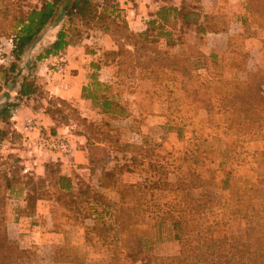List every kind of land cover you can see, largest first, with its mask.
<instances>
[{
  "label": "rangeland",
  "instance_id": "obj_1",
  "mask_svg": "<svg viewBox=\"0 0 264 264\" xmlns=\"http://www.w3.org/2000/svg\"><path fill=\"white\" fill-rule=\"evenodd\" d=\"M20 1L24 9H36L44 0ZM157 1L166 3L165 8L180 5L179 0ZM111 3L110 7H117L113 14L116 21L127 23L124 10L120 8L121 1L110 0ZM223 4L222 14L212 16L214 19L211 17L206 23L201 20L206 8L201 1L197 7L185 0L184 10L194 15L190 16L189 23L195 21L201 26L209 23L218 29L232 14L231 8L227 7L229 1L226 3L223 0ZM95 5L97 11H101V2ZM109 11L112 12L111 8ZM153 17L154 14L147 24ZM241 17L244 33L234 36L226 50L218 42L216 46H219L210 54L206 49L208 42L195 39L191 34L194 28H188L186 24L177 23L172 28L173 39L180 44L166 46L161 39L155 38L158 32L155 27L150 26L154 31L146 35L145 31L132 32L129 29L141 38L126 37L119 41L121 35L115 28L110 29V35L84 28L77 21L68 28L67 20L59 17L40 34L13 70L12 40L5 35L10 30L0 26V33H5L0 34V108L6 102L21 100L16 94L23 79L35 85L37 65L40 63L37 58L44 54L63 28L68 29L69 46L76 50L74 66L66 69L68 62L61 55L68 46L61 54L45 59H51L50 70L46 74L58 77L81 74V98L87 105L86 109L79 110L71 103L51 96L42 86L36 94L40 97L36 105L41 108L46 104L47 111L48 103L59 126H64L61 125L62 120L67 123L64 127L74 136L86 137L92 146L95 162L108 169L112 167L111 178L122 174L146 179L145 189L129 184L119 186V200L113 205L117 216L129 227L123 236L125 249L114 251L113 236L99 226L98 232L94 229L90 235L92 247L89 259L97 260L96 257L103 252L99 244L107 246L114 256L124 259V264H145V260L147 264H161L160 259L177 256L180 245L173 230V222L180 217L177 213L184 217L180 218L184 229H192L188 220L196 222L200 213V217H207L199 224L211 226L217 236H241L253 240L254 224L233 215L235 208L231 195L233 190L243 186L244 181L250 184L262 181L263 171L257 160L258 155L264 153V134L252 138L236 135L229 129L227 115L218 112L215 104L209 111L203 104L209 97H214L213 90L223 87L222 83L228 84L224 88L229 91L237 83L245 81L247 74L264 70V30L253 19L249 21L246 13ZM234 31L237 32V29ZM144 36L147 37L144 39ZM194 64L199 67L191 71ZM28 122L33 123L35 128L34 120H28L22 135L12 130L10 124L2 125L1 195L8 193L4 190L6 183L3 177L12 179V191L15 193L22 185L31 186L39 195L44 192L43 181L25 174L18 154L11 152L13 146H19L25 148L26 153L34 148L33 157L45 155L44 149L33 144L39 138L45 139V133L38 129L25 131ZM34 136L36 138L30 139ZM225 153L230 155V159H239L226 161ZM229 172V185L223 190L222 183ZM157 183L165 184L170 191L152 192ZM199 184V188H191ZM208 184L212 186L208 187ZM88 195L102 202L90 192ZM58 198L70 212L66 217L74 221L77 217L73 197L66 194ZM7 204L8 201L4 218L9 242L19 250L29 252L33 264H55L52 252L45 249V245L19 237L17 228L11 225L17 218L16 214L13 210L9 212ZM167 215L172 217V221L166 218ZM21 229L27 231L28 227L26 225ZM21 235L27 237L29 232ZM81 248L68 245L58 249L72 250L74 255L81 253ZM54 251L57 252V249ZM152 258L157 260L151 261Z\"/></svg>",
  "mask_w": 264,
  "mask_h": 264
},
{
  "label": "trees",
  "instance_id": "obj_2",
  "mask_svg": "<svg viewBox=\"0 0 264 264\" xmlns=\"http://www.w3.org/2000/svg\"><path fill=\"white\" fill-rule=\"evenodd\" d=\"M98 1L101 2V11L99 12L95 5ZM189 1L193 2L197 7L200 6L199 3L201 0ZM246 1V17L249 21L253 19L256 25L264 30V0ZM184 2L185 0H180V9L175 7L160 8L156 12L154 19L148 22L144 35L154 31L151 27L153 29L156 28L158 31L155 34L156 39H161L166 46H175L180 44L177 40L173 39L174 31L172 28H174L177 23L180 25L186 24L188 28L193 27L192 33L197 35V40H204L206 34L217 35L225 32L228 25L227 19H225L226 24L221 25L218 29H215L217 27L214 25L211 26L209 23L203 26L198 25L195 21L189 23L190 16L194 15L185 13ZM113 3L110 4V0H44L39 8L24 9L20 0H0V26L1 28L7 27V29L10 30L7 34H0L8 35L12 40L13 46L11 55L14 62L11 65V70L15 68V64L25 52L36 43L40 34L59 17H63L67 20L68 28H70L74 21H77L82 27L97 29L103 32L104 35H110V29L115 28L121 35L118 37L119 41L124 40L126 37L128 39L139 40L141 37L132 33L127 23L124 21H116V16L114 17L113 14L116 13L117 7L116 5L110 7ZM109 8H111L112 12L109 11ZM222 9L223 6L217 13L205 17V23L212 18L214 19L212 16L221 15ZM67 31L68 29L63 28L57 34L55 41L45 50L43 55L37 58L38 62L48 57L61 54L66 50L70 44L67 39ZM146 37L147 36H144V39ZM197 61H199V59ZM198 67L199 66L196 64L192 65L191 71L197 70ZM222 86L221 88L213 90L214 97H209L208 100L203 101L207 111L215 104L218 112L228 116L229 129L235 131L236 135L252 138L264 134V70H258L247 74L245 81L237 83L236 86L230 88L229 91L224 88L228 86L227 83H222ZM38 88L40 87L36 84L33 85L32 82L30 83L27 79H23L17 92V98L22 99L25 97L37 96L39 93ZM86 99L93 101L90 97H86ZM212 100H214L213 103ZM18 101L20 100H17L16 103L6 102L0 108V140L4 137L2 125L9 126V120L12 118L13 110L18 106ZM47 107L48 110L46 113L55 121L54 112L49 107L48 103ZM61 125L67 126V123L61 120ZM77 136L82 137L79 134ZM86 141L93 169L106 168V166L99 165L95 162L91 151L92 146L89 144L88 139H86ZM225 159L226 161H236L239 158L235 157L234 159H230V155L225 153ZM257 163L263 171L261 177L262 181L259 184H250L244 181L243 186L233 190L231 195V202L235 208L233 215L239 217L241 220L252 221L254 224L253 240L249 241L241 236H217L214 234L211 226L204 227L199 224L201 220L203 221L207 217H200V213L197 216L196 222L188 220L193 228L184 229L180 222V218L184 219V217L177 213V216L180 217L177 218V221L173 222V230L176 233L175 240L180 245V251L175 257L160 259L161 264H264V153L258 155ZM112 172L113 171L109 172L107 176L108 181L114 183L116 179H119V176L114 179L111 178ZM55 173L56 172H54V174ZM230 175V172L226 174V178L222 183L224 187L223 190L227 189L229 185ZM2 180L6 183L4 190L8 193L1 195L0 185V264H33L30 253L19 250L16 246H13L7 238L4 208L6 206V201L10 198L13 181L8 177H3ZM58 184L61 189L67 191L68 194L73 197L72 193H70L71 185L69 181L60 179ZM145 185L139 188L145 189ZM200 186L199 184L191 188L195 190ZM207 186L210 187L212 184H208ZM178 189L181 188L179 187ZM162 190L170 191L169 187L165 184L160 185L157 183L154 184L152 188V192ZM88 192H90L88 189L83 191V194L87 196L88 199L92 198L96 203L102 204V206L105 204L102 198V202H97L93 197L88 195ZM105 205L106 208L112 212V215H105L108 219V223H105L103 220L104 215L99 214L95 230L98 232V228L101 226L108 233L110 232L114 238V251L124 250L125 242L123 236L129 227L117 216V213L113 209V205ZM166 218L172 221L170 215H167ZM138 242L139 241L136 242L137 246H139ZM101 247L107 248L110 251L107 246L101 245ZM71 251L72 250L57 249V252H53V263L124 264V259L114 256L111 251V257L108 262L81 257L77 252L72 255ZM150 260L157 259L152 258ZM144 262L147 264L146 260Z\"/></svg>",
  "mask_w": 264,
  "mask_h": 264
},
{
  "label": "crops",
  "instance_id": "obj_3",
  "mask_svg": "<svg viewBox=\"0 0 264 264\" xmlns=\"http://www.w3.org/2000/svg\"><path fill=\"white\" fill-rule=\"evenodd\" d=\"M120 1V8L124 10L125 20L132 32L145 31L147 20L153 14L155 17V10L158 11V7L166 6V3L158 2L157 0ZM170 1L174 0H167V2ZM228 1L227 7L231 8L232 14L230 18H227L228 25L225 32L217 35L206 34L204 38L208 42L206 49L209 54L213 53L219 45L226 50L229 41L234 36L244 32L241 16L245 15L246 0ZM202 4L206 6L201 17L202 22H204V18L207 15L217 13L224 5L223 0H201ZM175 8L180 9V5L175 6ZM149 12L151 13L149 14ZM234 28L237 29V32L234 31ZM191 34L197 39L195 33ZM213 39H216L215 42ZM217 43L219 44L218 46H216ZM75 52L76 50L69 46L67 51L61 54L64 60L68 62L66 69L74 66ZM50 64L51 59L43 60L37 65L35 84L38 87L42 86L44 91H49L51 96L69 102L79 110L86 109L87 105L81 98L83 87L81 74L74 76L65 74L62 77L53 76L51 73L47 75L46 73L50 70ZM39 98V96H31L18 101V106L9 120L12 130L22 135L25 123L28 120H34V129L44 132L45 137L55 139H63L65 138L64 136L68 137L70 152L64 155L55 151H45V155H35L33 157L34 148L30 151L28 147L29 150L26 153L25 148L13 146L11 152L18 154V158L21 159V164L26 170L24 173L37 180L41 179L44 192L39 195L29 185H22L20 189H17L16 193L12 191L7 209L9 212L13 210L17 218L13 220L11 225L17 228L21 239H28L35 241L36 244L45 245V249L52 252V254L55 249L70 245L82 247L83 251L79 255L90 258L89 251L91 250L90 247H92L90 235L94 233V229L97 227L99 214L104 215L103 220L105 223H108L105 215H112V212L106 208L105 204L114 205L118 202L120 195L119 186L129 184L142 188L146 179L140 176H123L121 174L114 183L109 182L107 174L112 171V167L109 169L108 167L93 169L86 139L74 136L68 128L59 126L57 122L53 121L46 113V104L45 107L41 108L36 105L38 104L36 100ZM42 102L44 103V100ZM33 134L35 135L36 132ZM34 138L36 137L34 136L30 139ZM110 164L112 166V163ZM54 172L56 173L53 174ZM60 179L69 181L71 185L70 193L73 195V205L77 217L74 221L66 217L70 212L61 205V201L58 198L64 197L66 194L69 195L58 184ZM86 189L96 197L102 198L105 204L102 206V204L96 203L92 198L88 199L83 194ZM26 225L28 230H22L21 228ZM26 232H29L27 237L21 235V233ZM99 247L103 249V252L96 259L108 262L111 257L110 251L107 248H102L100 244Z\"/></svg>",
  "mask_w": 264,
  "mask_h": 264
},
{
  "label": "built area",
  "instance_id": "obj_4",
  "mask_svg": "<svg viewBox=\"0 0 264 264\" xmlns=\"http://www.w3.org/2000/svg\"><path fill=\"white\" fill-rule=\"evenodd\" d=\"M34 129L33 123L28 122L25 131H32ZM39 149H44L45 151H55L60 154L67 155L70 152L69 143L66 139H55L51 137H45V139H38L33 143ZM26 172V170H24Z\"/></svg>",
  "mask_w": 264,
  "mask_h": 264
}]
</instances>
